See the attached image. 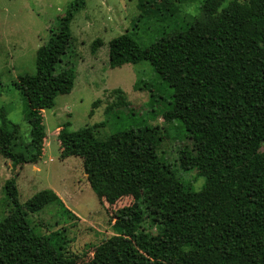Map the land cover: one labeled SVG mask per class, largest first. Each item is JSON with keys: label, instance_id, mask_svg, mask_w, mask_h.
Listing matches in <instances>:
<instances>
[{"label": "trees", "instance_id": "1", "mask_svg": "<svg viewBox=\"0 0 264 264\" xmlns=\"http://www.w3.org/2000/svg\"><path fill=\"white\" fill-rule=\"evenodd\" d=\"M172 1L196 3V15L170 23L161 2L138 0L136 21L144 17V6L153 8L146 17L153 40L143 44L132 32L120 33L108 41L107 63L150 65L156 81L134 88H147L151 116L176 122L190 140L178 150L181 167L159 152L157 125L129 114L111 121V107L98 122L76 130L65 122L56 132L59 156L81 160L98 199L113 204L138 195L114 209L112 234L86 264H264V0H229L220 8L222 0ZM83 6L84 0L68 3L35 50L34 73L12 82L25 99L28 141H15L16 125L2 113L0 152L11 167L38 161L45 137L41 112L73 87L75 64L65 59L69 22ZM100 44L93 40L90 52ZM181 169L201 180L199 189ZM2 192L12 208L0 219V264H75L55 256L25 217L57 199L51 189L19 203L12 176ZM144 223L162 225L160 233H145Z\"/></svg>", "mask_w": 264, "mask_h": 264}, {"label": "rangeland", "instance_id": "2", "mask_svg": "<svg viewBox=\"0 0 264 264\" xmlns=\"http://www.w3.org/2000/svg\"><path fill=\"white\" fill-rule=\"evenodd\" d=\"M70 1L0 0V115L3 113L16 125V142L28 141V126L23 118L25 99L12 82L20 75L34 73L35 50L46 41L49 30L56 27ZM157 1L162 3L161 10L165 9L170 23L189 21L196 15V3ZM228 1L222 0L218 8ZM143 10L144 17L136 21L140 13L138 0H84V6L74 12L69 22L71 44L65 59L75 64L73 87L68 93L57 94L53 107L41 112L45 137L40 158L35 163L11 167L10 160L0 152V219L12 208L2 192L5 179L14 176L19 203L43 189H51L57 199L26 212L25 217L34 232L47 240L55 256L73 259L75 264H86L95 246L112 234L114 209L129 204L138 195L122 196L113 204L98 199L86 181L81 160L76 156H59L56 139L59 126L68 122V128L76 130L91 125L102 120L104 109L111 107L112 112L107 116L111 121L126 120L129 114L136 122L157 125L162 131L158 150L177 167H181L177 160L179 148L190 145L179 124H166L159 116H151L147 88H134L143 81H156L147 62L108 66L107 46L111 38L127 31L134 33L143 44L153 40L152 24L146 18L153 8L144 6ZM158 14L156 11L154 16ZM143 18L145 24H142ZM135 21L137 29L134 30L132 23ZM95 39L101 44L91 53L90 44ZM162 96H166L165 91ZM158 107L152 109L155 111ZM107 132L105 128L103 134ZM182 169L181 176L193 181L194 188L199 189L201 180ZM161 227L143 224L144 232L150 235L159 234Z\"/></svg>", "mask_w": 264, "mask_h": 264}]
</instances>
